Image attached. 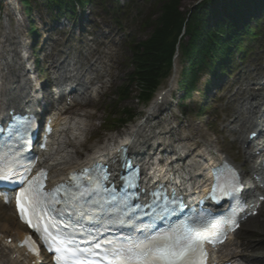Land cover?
Returning <instances> with one entry per match:
<instances>
[{
  "label": "rangeland",
  "instance_id": "rangeland-1",
  "mask_svg": "<svg viewBox=\"0 0 264 264\" xmlns=\"http://www.w3.org/2000/svg\"><path fill=\"white\" fill-rule=\"evenodd\" d=\"M0 33L3 30L7 19V13L11 11L7 2L10 0H0ZM12 1V0H11ZM15 7L18 8L16 17L23 19L25 28V39L29 43L28 52L32 53V45L36 46V50L40 53V60L44 59L49 52V47H56L57 43L66 42L76 38L77 41H84L86 34L91 30L93 40L91 42L84 41L79 46H69L66 51L80 52L79 54L88 59L95 60L98 52L102 55L103 61L99 66L104 72V77L97 85V92L94 93L92 104L85 105L90 102L88 100L81 101L71 112H89L93 115L91 121L96 129L89 130L84 133L83 138L87 139L79 149L82 153L94 151L96 147L101 146L108 138H113L117 134L128 131L138 123H146L147 117L153 114L150 102L138 100L137 89L135 85H131V98L127 101L120 102L121 108L126 107L138 113V117L134 122L128 123L122 129L114 133H106L105 130L111 126L110 124L102 125L106 118V113L112 111L110 106L116 103V90L121 85H126L129 81L128 75L132 71L131 60L133 42H139L147 39L152 33L153 27L146 24L147 20L156 18L159 14L158 6H154L155 0H119L118 4L112 0H92V2L80 9L73 16L63 13L62 19L59 20L58 15L50 13L47 9L46 0H29L30 11L25 12L26 5L21 0H13ZM200 0H182L181 7L183 10H189L197 5ZM254 19L249 24L261 33L254 40H244L245 51L232 58V67L224 72H219L215 78L210 71L205 70L200 74V80L195 93L189 98H183L181 89H179L178 81L180 73L186 65L185 59L180 53L174 61V69L170 78H164L154 97L163 89L171 90L170 97L172 100L168 105L166 113L160 115L158 119L152 122V125H159L162 131L169 123L175 127V133L170 134L167 139L171 141L174 136L185 138L184 145L202 146L204 142L209 141L216 145L217 149L234 157L239 165H242V153L238 149L236 143L233 142V135L224 129V125L228 123L229 96L234 93L238 84L242 81L261 82L264 78V8L260 14L256 13ZM35 27V32L30 28V24ZM12 25H16L12 22ZM103 30L109 35L105 39H101L97 32ZM84 34V35H82ZM185 41L188 38L184 39ZM100 41L104 44H100ZM95 50V55L89 54V46ZM34 48V49H35ZM57 51V50H56ZM97 54V55H96ZM74 60V56H71ZM239 60H242L241 62ZM40 71L42 73V82L48 80L51 83V74L46 71L49 64L41 61ZM262 75L255 79L257 72ZM232 78L230 79V77ZM232 87V88H231ZM230 88V89H229ZM170 100V99H169ZM172 117L169 121L167 117ZM169 121V123H168ZM193 137H189V136ZM187 138V139H186ZM189 138V139H188ZM166 139V138H164ZM162 141V140H161ZM199 149V148H198ZM246 169L248 165L244 166ZM248 177V176H247ZM264 222V204L260 214L253 218V224ZM248 221L245 222L242 229L236 234V239L231 246H228L225 252L247 257L245 261H249L247 249L245 245L249 244L251 233L248 230ZM4 225H8L14 230L18 226L13 211L0 204V236L4 233ZM9 234V232H5ZM254 257L262 259L264 257V242L262 248L255 249ZM3 258L0 264H4ZM247 263V262H246ZM252 264V263H250Z\"/></svg>",
  "mask_w": 264,
  "mask_h": 264
},
{
  "label": "bare ground",
  "instance_id": "bare-ground-1",
  "mask_svg": "<svg viewBox=\"0 0 264 264\" xmlns=\"http://www.w3.org/2000/svg\"><path fill=\"white\" fill-rule=\"evenodd\" d=\"M7 5H10L7 2ZM9 16V13L6 15ZM23 19H19L15 26H10L9 21L6 19V23L3 26V30L0 33V87H2L5 92H12L19 97H23L24 103L30 102L34 96H28L30 93V88L32 87L31 75L27 77L28 70H32L33 64L30 62V59L27 62L23 61L22 54H27V43L25 42V28L23 25ZM97 35L101 39L109 37L103 30H99ZM100 44L104 42L100 41ZM68 45V42L57 43V47L64 49ZM94 52V50L91 49ZM24 54V55H25ZM96 61L88 60L82 56L80 58V63L82 65H72L69 55H59L55 53L52 48L47 57L46 63H49L50 73L55 76V78L61 77L62 73L56 71V67L63 65L65 68H68L66 75L76 76V80L72 81L81 84L83 87L81 89L86 90V94L77 95L74 94L72 102H79L82 100H89L84 106L92 104L91 91L94 90L95 86L100 82L104 76L99 63L103 61L102 55L98 53ZM53 63V64H52ZM74 69L69 70L71 67ZM90 74L91 77L86 81L85 75ZM262 75V72H258L256 76ZM264 81V80H263ZM264 84L260 82H248L242 81L237 90L229 97V109H228V123L224 125V129L232 134H238L237 140L243 139V142L247 139L248 134L252 131H257L259 126L255 122L250 120V114L259 115L262 112L264 106V87L261 89V85ZM68 85H71L68 83ZM30 95V94H29ZM167 92L159 93L158 97L161 100L156 99L152 102L151 111L153 114H150L147 117L146 123H138L130 128L128 131L117 134L113 138H108L101 146L96 147L94 151H89L87 153H82L80 147L86 142L83 139L84 133L89 130L96 129L95 125L91 119L93 115L89 112H73L69 113L68 108L63 105V101L66 100V96L60 99V102L57 104V107L54 108L53 117L56 126V132L51 137V144L47 151L41 153V159L43 164L50 171V178L53 181H57L62 176L67 175V173L72 170L81 167L87 161L94 160L97 157H105L111 155L118 147L125 146L128 147L129 152H140L141 150H150L149 148H144L142 143L145 142L149 137L151 138H167L170 134L175 133V127L169 123L172 117L168 118V125L163 129V131H156L159 127L152 125L158 117H160L159 112L162 114L166 113V110L163 109V104L167 100ZM23 106H19L18 110H22ZM161 114V115H162ZM241 134H244V137H241ZM183 141V139H182ZM167 148H172V143L164 141ZM204 149L208 147H213V144L210 142H204L201 146ZM186 151V150H185ZM219 155L216 159H228L234 164L236 163L235 159L230 155L223 153L221 149L217 150ZM200 156V155H199ZM196 156V157H199ZM243 164L239 165V168L245 175L248 172L255 170L258 165L251 164L249 170H246L243 165L250 163V157L246 153L243 154ZM253 162V161H252ZM185 166H177L176 172H179L182 176L188 175L191 172V165L188 164V169L185 170L187 163L184 161ZM145 163H142V166ZM194 165V164H193ZM193 167V166H192ZM253 189L247 193L250 197L252 196ZM247 221L249 224L248 230L251 233V239L248 245H245L247 249L249 261H246L248 264H264V257L259 259L254 257L255 249L262 248V243L264 242V222L260 224H253V219L249 218ZM21 227V225H18ZM5 232H11L12 229L8 225H4ZM12 238L10 244L6 243L5 238ZM21 238L20 230L16 229L12 234H3L0 237V257L5 259L3 260L4 264H31V260L35 258H30L25 255L23 249H18L16 241ZM231 245V244H230ZM229 245V246H230ZM6 254L9 256L6 258ZM16 254L17 258L13 260L10 258V255ZM23 257V260L19 262L18 258ZM0 258V259H1ZM247 258V257H246Z\"/></svg>",
  "mask_w": 264,
  "mask_h": 264
},
{
  "label": "trees",
  "instance_id": "trees-1",
  "mask_svg": "<svg viewBox=\"0 0 264 264\" xmlns=\"http://www.w3.org/2000/svg\"><path fill=\"white\" fill-rule=\"evenodd\" d=\"M23 2L29 5L28 0ZM91 2L47 0V5L58 13L66 11L73 15L78 7ZM181 3L182 0L153 2L160 8L159 14L146 21L153 27L150 36L131 45L130 65L133 69L127 84L118 87L116 103L111 106L114 112L107 114L105 124H115L109 130L121 128L136 119V111L121 108L119 103L131 98V84L135 81L141 88L140 100H150L164 78L170 77L177 50L186 63L180 73V89L185 97H190L202 72L207 70L216 75L218 70L224 71L232 57L245 50L244 40L258 35L249 24V16L260 14L264 0H200L189 10H183Z\"/></svg>",
  "mask_w": 264,
  "mask_h": 264
},
{
  "label": "snow or ice",
  "instance_id": "snow-or-ice-1",
  "mask_svg": "<svg viewBox=\"0 0 264 264\" xmlns=\"http://www.w3.org/2000/svg\"><path fill=\"white\" fill-rule=\"evenodd\" d=\"M131 167V165H127ZM44 173H40L43 176ZM122 177L125 182V187H134L132 176ZM107 179L105 175L103 177ZM0 184L11 185L14 188L19 187L20 191L16 195V204L21 213L22 218L29 212L36 217L37 221L44 220V213L47 208L46 197L47 194L42 191L43 184L40 182L39 177L32 181L25 180L23 176L11 166H0ZM27 184V187L24 185ZM235 191V189H233ZM59 192V189L55 190ZM96 192H108L111 196L114 204L110 206L107 211H114L120 205L125 206V213L127 215V202L124 199L117 201L114 192L103 188L99 182L95 183V190L86 189L78 193L79 197H85L89 195H95ZM155 195V193H153ZM11 199L10 197L8 198ZM72 200L77 199L76 195L71 197ZM51 203H58L55 196L50 197ZM102 210L105 208V204L100 200L93 201ZM79 218L75 223L80 224L81 219H93L89 217L86 212L80 211L78 213ZM135 217L129 216L128 223ZM102 224H114L125 225L126 221L123 216L119 217H95ZM29 226H33L32 221H28ZM56 222L50 220L43 228L34 226V231L41 233L42 238L46 244H49V250L56 253L57 264H101L104 261L105 264H191V257L199 252L201 257L200 264H203V259L206 253L201 246V237L199 236H176L174 233H158L156 235H145L144 240H133L131 236L125 237L127 243H118L114 240L101 239L100 227H95V235L89 230L88 237L77 243L74 239L70 238L68 233L57 232L53 235L49 228H56ZM71 221L65 223V227H70ZM134 231H140V229L133 226ZM29 240L31 238H28ZM51 241V243H50ZM52 244H56V247H52ZM87 245L82 247L81 245ZM38 251L34 247L31 249ZM95 258V259H94Z\"/></svg>",
  "mask_w": 264,
  "mask_h": 264
}]
</instances>
